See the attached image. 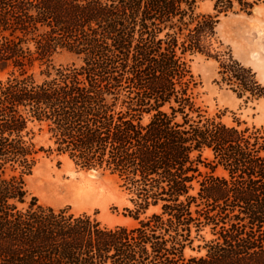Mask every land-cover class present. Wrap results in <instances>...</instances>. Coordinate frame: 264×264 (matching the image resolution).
<instances>
[{
	"label": "trees",
	"instance_id": "trees-1",
	"mask_svg": "<svg viewBox=\"0 0 264 264\" xmlns=\"http://www.w3.org/2000/svg\"><path fill=\"white\" fill-rule=\"evenodd\" d=\"M201 1L0 0V264H264V127L209 115L190 67L210 57L218 86L263 99L250 67L206 43L220 15L264 0ZM41 154L116 176L137 224L30 196Z\"/></svg>",
	"mask_w": 264,
	"mask_h": 264
},
{
	"label": "rangeland",
	"instance_id": "rangeland-1",
	"mask_svg": "<svg viewBox=\"0 0 264 264\" xmlns=\"http://www.w3.org/2000/svg\"><path fill=\"white\" fill-rule=\"evenodd\" d=\"M215 0H203L198 4L201 14H213ZM208 52L218 55L221 61L230 54L233 59L256 74L264 84V3L256 6L250 14L229 13L220 15L215 29V37L207 41ZM70 61L67 54L55 58V64ZM190 67L200 82L199 104L209 115L221 114L227 125L235 120L245 122L249 127H264V98L244 103L227 89L218 86L219 64L205 55L191 57ZM7 74L0 73V80ZM35 141L39 146H48L47 136L35 129ZM220 174V172H217ZM26 189L30 196L55 209L70 207L74 213L97 214L103 225L133 227L137 223L128 218L126 208H132L129 192L121 186V181L108 172L86 171L75 166L67 156L41 154L32 173L25 177ZM152 208L147 214L155 212ZM208 238V236H206ZM197 244V243H195ZM186 256L198 255L186 250Z\"/></svg>",
	"mask_w": 264,
	"mask_h": 264
}]
</instances>
